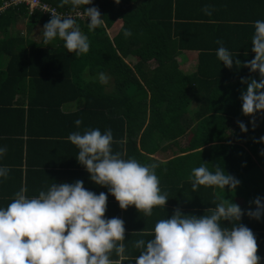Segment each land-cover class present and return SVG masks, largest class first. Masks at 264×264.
<instances>
[{
    "label": "trees",
    "instance_id": "obj_1",
    "mask_svg": "<svg viewBox=\"0 0 264 264\" xmlns=\"http://www.w3.org/2000/svg\"><path fill=\"white\" fill-rule=\"evenodd\" d=\"M43 1L59 11H80V15L74 19L88 36L90 50L84 55L69 53L59 38L44 45L42 30L38 31L39 39L31 37L34 26L40 25L43 29L51 19L36 9L27 13L26 6L16 4L0 11V119L15 126L16 136L25 131L28 143L53 147V142H60L58 137L61 134H67L56 130V126L61 127L65 121L72 119L73 132L83 133L85 123L98 120L102 123L104 120V114L102 118V113L96 115L97 111H108L117 115L121 124L122 120L126 121L125 130H121L120 125L116 139L112 134L115 144L124 145L130 155V147L137 137L141 144L143 141L157 142L162 137L173 140L179 136L185 128L181 125L185 124L191 96L202 98L195 104L198 112L205 114L198 117L196 125L192 127L190 143L216 141L221 135L215 136L208 126L211 123L222 126L226 113H242V100L236 99V94L246 91L247 84L242 83L241 79L248 76L249 81H259V73L251 76L248 70L236 74V78L241 79L229 84L222 83L212 65L213 54L208 53L216 45L206 37L203 25L198 24L196 28L197 22L194 21L177 24L159 20L163 16L159 14L157 0L154 3L153 0H140L122 8L115 0H92V4L75 10L70 4L60 7L61 0ZM231 1L234 4L232 7L241 9L242 5L244 7L249 3V11L246 12L252 16L244 24L245 28L249 27L246 37L251 41L254 22L264 18L258 16L264 8V0ZM210 3L215 7L222 0ZM261 3L263 8L260 10ZM87 7H97L104 20L101 27L91 32L88 29L90 21L84 15ZM115 10H121L120 22L115 20L118 16ZM18 21L25 25L24 35L8 33V26ZM125 29L130 30L132 35L125 37ZM194 48L199 50L195 70L183 72L178 68L175 56L183 49ZM130 53L137 56L131 65L124 60ZM2 55L7 56L5 63L1 61ZM149 62L155 64L152 66ZM100 73L110 76L112 82L107 84L111 86L109 90L98 81ZM230 93L234 95L233 99L218 100ZM14 95L17 97L14 98ZM77 99L82 100L80 108L72 112L62 110L61 105ZM119 113L121 118L118 117ZM145 118L147 122L144 125ZM77 119L82 121L79 127L75 124ZM133 122L137 123V130L131 128ZM14 140L21 143L18 138ZM214 146L219 149L218 159L223 160L218 166L226 174L242 171L244 167L241 164L232 165L234 155L232 151H227L229 145Z\"/></svg>",
    "mask_w": 264,
    "mask_h": 264
},
{
    "label": "clouds",
    "instance_id": "obj_2",
    "mask_svg": "<svg viewBox=\"0 0 264 264\" xmlns=\"http://www.w3.org/2000/svg\"><path fill=\"white\" fill-rule=\"evenodd\" d=\"M69 4L75 10L92 4V0H61L59 6ZM202 11L211 16L214 9L206 5ZM75 12L80 15V11ZM84 15L90 21V32L104 24L97 7L85 8ZM75 17L51 14L42 29L44 45L59 38L69 53L87 54L89 39L77 26ZM131 35L130 30H124L125 37ZM216 43L220 45L216 50L218 60L232 68L231 52L222 41ZM251 44L255 56L244 67L258 72L259 81L242 78L247 90L240 99L242 114L254 117L264 112V20L254 22ZM235 64L238 66L241 61L236 59ZM99 80L108 82L104 73L99 74ZM251 122L255 125L254 119ZM81 123L79 119L75 121L77 127ZM238 124L242 132H247L244 123ZM67 140L78 149L76 159L90 174V180L106 187L120 209L134 206L144 217H151L155 208L165 207L169 198L166 191H161L156 174L159 164H142L134 157L125 159L120 152L114 153L111 129L75 131ZM260 141L264 142V137ZM6 153L7 147H0V157ZM261 154L264 155V150ZM10 171L8 166H0V178L7 179ZM189 180L193 192L201 186L234 191L240 184L220 166L213 171L205 163L192 169ZM26 192L27 188L22 186L7 207H0V264H124L129 259L125 254L124 221L105 218L104 192L97 195L87 190L81 180L53 183L32 198ZM214 203L215 207L200 217L182 214L177 208L171 218L158 220L152 231L138 232L152 238L134 241L133 247L140 250L135 264H261L254 233L238 223L243 215L240 206L225 198ZM253 203L256 209L247 214L259 219L264 215V202L256 197ZM223 221L232 226H222Z\"/></svg>",
    "mask_w": 264,
    "mask_h": 264
},
{
    "label": "crops",
    "instance_id": "obj_3",
    "mask_svg": "<svg viewBox=\"0 0 264 264\" xmlns=\"http://www.w3.org/2000/svg\"><path fill=\"white\" fill-rule=\"evenodd\" d=\"M138 1L140 0H119L121 4L119 6H129ZM241 1L243 0L238 2ZM156 2L159 5L156 3L159 7V14L163 16V18H158L159 20L177 24L183 21L191 23L194 21L197 22L195 23L196 28L200 24L203 25V29L207 32L206 37L216 45L208 53L213 54L211 55V59H214L212 65L222 83L229 84L237 81L241 79L236 78L238 72L249 70V68L244 67V64L254 59L255 56L251 50V41L247 40L248 37H246L249 27L245 28L246 24H244L246 20H251L250 16H252L249 14L250 12H246L249 11V3L244 7L241 4V9L238 6L232 7L234 4L231 0H222L221 4L226 7H222L221 4L215 5V7L211 6L210 2L219 3V0H157ZM206 5L214 9L211 16L202 11ZM262 8L261 3L260 10ZM115 11L116 15L118 14L115 20L120 22L122 19V15H119L121 10ZM166 14L169 15L166 16ZM258 16L259 18L264 17V8ZM250 37L251 35L249 39ZM217 40L222 41L223 45L231 52L234 58L232 68L225 67L223 62L218 60L216 50L220 45L216 43ZM198 51L197 48L181 50L175 56L178 68L183 72L194 71ZM1 59L4 63L7 60L4 55ZM236 59L241 61L238 66L235 64ZM250 73L252 76L258 72ZM246 77L244 78L247 79ZM232 78L234 79L232 80ZM233 96L231 93L230 95L226 94L225 98L219 97L218 100H231ZM240 96L241 93L236 94V99L241 100ZM199 100L202 98L191 96L187 104L188 112L185 115V124L184 126L181 125L185 128L173 140L162 137L157 142L143 141L140 144L139 137H137L133 146L130 147V155L124 145L121 146V144L113 142V152H120L125 159L134 157L142 164H159L156 174L160 178L161 191H166L169 199L164 208H155L151 217H144L134 206H130L127 210L120 209L118 202L114 196L108 193L106 187L96 185L90 180V174L76 159L78 149L67 140L68 135L73 132L72 119L65 121L61 127L56 126V130L67 134H61L58 137L60 142L56 144L53 142V147L34 145L36 142L28 143L25 131L16 136L14 134L15 126L4 119H0V147H7V153L0 157V166H8L11 169L7 179L0 178V207H7L14 198V194L22 186L27 188L26 196L32 198L38 196L41 190L46 191L53 183L71 184L81 180L87 190L97 195L101 192L107 195L106 219L120 218L124 221L126 229L125 254L129 258L124 264H135V258L139 256L140 250L133 247L134 241L141 238L145 240L152 238L147 235L141 236L138 232L152 231L158 220L171 218L177 208L185 215L203 216L208 209L215 207L214 202H218V198H225L240 206L243 215L238 223L247 226L254 233L258 244L257 254L261 257V264H264V215L255 219L247 214L249 210L254 211L256 209V205L253 203L256 197H260L264 202V155L261 154V151L264 150V142L260 141V138L264 137V112L256 113L254 117L245 116L242 113L237 115L226 113L224 114L225 123L222 126L214 123L208 126L210 131L215 133V136L221 135L219 140L204 143L198 141L192 145L190 143L193 135L191 129L196 125L198 117L201 118L202 114H205L196 109L195 103ZM61 107L65 112H72L80 108L81 104L73 105V102H68ZM101 113L102 118L103 114L105 116L102 123L101 120L87 122L83 125L84 129L82 130L99 128L103 132L106 129H111L116 139L120 125L121 130H125L126 121L122 120L121 124V121L116 118L117 115H112L108 111H97L96 115ZM108 117L114 119L108 120ZM118 117L121 118L122 115L119 113ZM253 119L255 125L251 122ZM146 122L147 118H145L144 125ZM238 122L244 123L248 132H242ZM130 126L134 130L139 128L135 122L131 123ZM254 133L257 139L255 136L252 137ZM15 138L20 139L21 143L15 141ZM220 144L229 145L227 151H232L234 155L232 165L241 164L244 167L238 174L229 173L238 179L240 184L234 191L227 187L222 191L218 188L201 186L198 191L193 192L189 180L192 169L205 163L210 170L214 171L215 166L220 165V161H223L218 159L219 149L214 146ZM222 226L230 228L232 224L223 221Z\"/></svg>",
    "mask_w": 264,
    "mask_h": 264
},
{
    "label": "built area",
    "instance_id": "obj_4",
    "mask_svg": "<svg viewBox=\"0 0 264 264\" xmlns=\"http://www.w3.org/2000/svg\"><path fill=\"white\" fill-rule=\"evenodd\" d=\"M23 4L27 7L28 13H31L33 10H38L42 14L48 15L51 17V14H60L61 16H71L75 17L78 15L77 12L73 11H59L55 6L43 1V0H4L0 6V10L7 7L8 5Z\"/></svg>",
    "mask_w": 264,
    "mask_h": 264
},
{
    "label": "rangeland",
    "instance_id": "obj_5",
    "mask_svg": "<svg viewBox=\"0 0 264 264\" xmlns=\"http://www.w3.org/2000/svg\"><path fill=\"white\" fill-rule=\"evenodd\" d=\"M119 24V22L117 23ZM24 23L22 21H18L15 23H12L11 25L8 26L7 32L10 34H15L18 33L19 35H24L25 33V28H24ZM35 29L33 31V33L31 34V37L35 38V39H39V32L42 30V27L40 25H36L34 26ZM113 27V26H112ZM110 29L107 31L109 32ZM4 58L7 59V56L4 55ZM135 59H137V56L135 54H127L126 57H124V60L127 61L130 65L132 63H134ZM151 65H153V62H149ZM106 77L108 78V82L104 85L105 89L109 90L111 88V86L107 85L108 83L111 84V78L110 76L106 75ZM98 81H99V75H98ZM82 104V100L81 99H77L73 102V105H80Z\"/></svg>",
    "mask_w": 264,
    "mask_h": 264
}]
</instances>
